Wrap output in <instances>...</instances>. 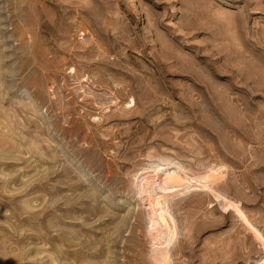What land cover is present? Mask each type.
I'll return each instance as SVG.
<instances>
[{
	"label": "rangeland",
	"instance_id": "374dc122",
	"mask_svg": "<svg viewBox=\"0 0 264 264\" xmlns=\"http://www.w3.org/2000/svg\"><path fill=\"white\" fill-rule=\"evenodd\" d=\"M165 259L264 264V0H0V264Z\"/></svg>",
	"mask_w": 264,
	"mask_h": 264
},
{
	"label": "bare ground",
	"instance_id": "6f19581e",
	"mask_svg": "<svg viewBox=\"0 0 264 264\" xmlns=\"http://www.w3.org/2000/svg\"><path fill=\"white\" fill-rule=\"evenodd\" d=\"M154 172L156 173V170H154ZM155 173L145 175L140 182L139 189L140 192H149L148 198L151 207L149 210V231L153 242L156 245L168 246L173 241V239H175L177 225L175 218L169 208L167 194L164 190L166 187L163 188L160 186V188H156L155 186ZM220 176L212 172L206 176L205 179L208 178L211 180V182H215ZM183 181V177L175 172L169 173L165 180L167 184L172 183L177 185H183ZM160 264H169V261L165 259L163 262H160Z\"/></svg>",
	"mask_w": 264,
	"mask_h": 264
}]
</instances>
